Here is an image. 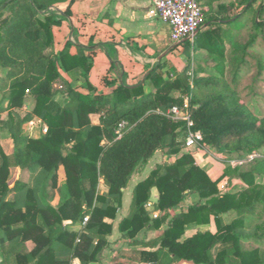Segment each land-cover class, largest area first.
<instances>
[{"label": "trees", "instance_id": "1", "mask_svg": "<svg viewBox=\"0 0 264 264\" xmlns=\"http://www.w3.org/2000/svg\"><path fill=\"white\" fill-rule=\"evenodd\" d=\"M65 1L0 0L3 262L70 264L78 258L81 264L98 263L109 245L123 190L158 150L168 149L167 160L135 186L132 212L122 218L118 229L134 239L142 230L159 229L176 211L162 234L150 240V249L123 251L121 256L147 264H264V183L257 180L264 175V158L226 167L214 179L197 163L194 151L185 149V123L164 113L188 98L194 129L203 134L200 147L244 157L264 153V116L256 119L242 101L236 84L241 68L235 65L244 61L257 41V35L244 44L238 40L248 24L246 15L253 14L257 29L264 26V21L255 19L264 12V0L258 7V0H238V6L200 0L209 6L208 12L203 11V27L194 44H183L187 50L207 51L206 63H214L209 76L197 77L196 70L191 74L190 61L181 71L165 75V63L160 62L143 82L131 85L122 77L111 93L82 92L64 75L76 69L88 73L93 66L89 46H77L73 53L74 43L68 39L61 49L57 47L55 29L71 15L76 2L69 0L66 8H60ZM236 7L241 12L231 14ZM205 33L210 40L204 41ZM199 68L204 69L200 64ZM111 71H118L116 62L111 63ZM229 72L232 80L226 84ZM146 85L151 86L148 92ZM89 89L93 90L91 84ZM203 89L207 93L200 94ZM61 94L66 96L62 101ZM28 95L34 107L21 116L16 110ZM93 114L99 115V124L92 123ZM34 117L48 126L38 138L24 131ZM121 123L125 128L119 137L116 131ZM3 129L12 139L11 153L1 143ZM14 168L28 172L29 178L11 185ZM224 177L239 179L245 187L221 193L219 182ZM49 188L57 190V203ZM153 188L159 197L151 209ZM190 195H197L198 201L178 211ZM154 210L160 212L156 218ZM212 222L215 231L185 236L188 228ZM162 250L168 252L164 258L159 254Z\"/></svg>", "mask_w": 264, "mask_h": 264}, {"label": "crops", "instance_id": "2", "mask_svg": "<svg viewBox=\"0 0 264 264\" xmlns=\"http://www.w3.org/2000/svg\"><path fill=\"white\" fill-rule=\"evenodd\" d=\"M69 0L60 5V8H66ZM151 6L150 0H76L71 5V15L67 16L62 25L55 29L56 41L58 49H61L66 42L70 40L74 43L71 51H77V46H89L92 50V69L87 73L83 69H76L64 75L70 80L71 84L76 89L82 92H105L111 93L112 90L122 81L128 84H136L143 82L146 75L152 68L160 62L165 63V75L172 72L181 71L189 61L192 64L190 73L193 74L196 70L197 77H207L214 70V63H206L208 61V53L203 48L198 51H192L188 55V60H184L183 51L187 50L183 42L189 41L194 44L195 37L173 43L171 40V28L168 24L160 21L157 18L149 16ZM203 27V25H202ZM199 33V32H198ZM182 51V53L180 52ZM176 57L182 63H179ZM190 59V60H189ZM118 64V71H111V63ZM200 67L204 69H200ZM121 73V76L119 75ZM89 84L93 90L89 89ZM148 88V90H147ZM151 86L146 85L145 90L150 91ZM95 117V118H94ZM93 124H99V115H91ZM45 128L48 126L38 117L29 124L30 132L28 135L38 138L45 134ZM12 140V139H11ZM3 145V144H2ZM13 147V142H12ZM215 150V148H204ZM167 152V149L164 150ZM218 151V150H217ZM6 153H11L5 151ZM203 154V153H202ZM202 154L195 156L197 163L205 168L210 176L216 171L208 169L211 162L206 159H201ZM167 155H161V150H158L147 162V164L137 173L133 175L127 187L123 190V203L118 212V218L114 223L112 235L108 237L109 245L100 255L98 263L94 264H115L123 262L126 264H147L138 263L136 261L124 258L121 256L123 251L132 249H150V240L160 236L166 229L169 219L176 210L171 211L167 221L162 224L159 229L142 230L134 239L124 237L118 229L119 222L125 216L131 214L132 195L135 186L142 180L148 177L150 172L160 164L167 160ZM14 168L10 179V184L14 175ZM19 171H22L19 169ZM213 177V176H212ZM214 178V177H213ZM19 179V178H17ZM16 179V180H17ZM102 192L106 189L102 186ZM191 196V195H190ZM189 196V197H190ZM159 192L156 188L152 189V197L149 202V208H153L157 202ZM188 197V198H189ZM183 202L182 207L178 211L189 205L187 200ZM59 200V198H58ZM154 212H159L154 210ZM67 221L66 224H70ZM210 225V224H209ZM208 225L190 227L187 229L185 236L189 237L197 231H206L211 229ZM193 230L188 234V231ZM146 243L147 245H142ZM31 248L32 244L28 243ZM161 258H164L168 252L162 250L159 252ZM3 258L0 254V264ZM175 264H191L189 262H181Z\"/></svg>", "mask_w": 264, "mask_h": 264}, {"label": "rangeland", "instance_id": "3", "mask_svg": "<svg viewBox=\"0 0 264 264\" xmlns=\"http://www.w3.org/2000/svg\"><path fill=\"white\" fill-rule=\"evenodd\" d=\"M204 2V1H203ZM234 3L236 6H238V0H218L214 2V5L217 3ZM262 2V0H258L257 3L255 4L256 7ZM204 11L208 12L209 11V6L203 4ZM217 9V7H216ZM240 9L236 7L231 14H238L240 13ZM205 15V13H204ZM246 20L248 22L247 26L242 30L241 36L238 38V40L241 43L247 42L252 36L257 35V41L256 43L248 49V55H246L244 61L242 63L237 64L236 66L239 65V68H241L240 71V80L236 82V84L239 86V89L241 90V99L243 102L247 104L249 107L250 111L252 112L253 116L256 119H261L264 116V26L260 28H256L253 20V14H247L246 15ZM259 22L264 21V12L259 16L255 17ZM204 41H208L211 39V36L209 34L205 33L204 35ZM193 51L192 47L189 50L183 51V58L184 60H188V55L191 54ZM182 53V51H180ZM241 54H239L240 56ZM176 57V53L174 54ZM179 63H182L179 58L176 57ZM190 60V59H189ZM234 65V66H235ZM233 67V66H232ZM233 68H231L232 71ZM2 69L0 67V75L2 74ZM232 80V73L229 72L228 74V79L225 81V83H229ZM148 90V88H147ZM200 94H205L207 93L204 89L199 91ZM66 96L64 95H58V99L62 101L65 99ZM34 107V99L28 95L27 99L25 101V104L22 108H18L16 111L18 114L21 116H25L29 114ZM3 118H7V113L3 114ZM95 118V117H94ZM35 119V117L30 120L28 123L25 124V133L28 134L30 132L29 129V124ZM184 140V139H183ZM1 143L3 144V148L5 151L10 152L12 151V140L10 138V135L6 129H3L1 131ZM168 150V149H167ZM264 151V150H263ZM195 156L197 154H202L201 159L207 160L211 162V166L208 167L209 170H213L214 168H217L216 171L212 174L214 179H217L222 176L224 170L226 167L231 166L230 165V160L233 158H245L247 156H241L238 153H223L219 152L216 149L215 150H206L204 148H198L197 150L194 151ZM161 155L164 158V155H167V153L161 149ZM259 156L261 158H264V153L259 152ZM259 157V158H260ZM257 159V158H256ZM256 159H254V163H256ZM251 161V162H253ZM250 163V162H248ZM246 163V164H248ZM253 164V163H252ZM17 178H22V179H28L29 174L28 172H23L19 171V169L14 170V175L12 177V181L16 180ZM227 180V190L225 192L229 191H237L245 187L244 182L239 180V179H230L228 177H224L221 179L222 180ZM257 180L259 182L264 183V175L258 176ZM220 181V182H221ZM219 182V183H220ZM49 191L52 195L55 197L54 203L58 202L59 194L57 190H54L53 188H49ZM198 201L197 195H191L187 202L188 204H193ZM186 207V205H184ZM233 217L232 215H229L226 217V220H230ZM208 228L215 229V224L212 222L210 225L207 226ZM193 230L188 231V234L192 233ZM142 245H147L146 243H143ZM1 264H9V263H4L2 262Z\"/></svg>", "mask_w": 264, "mask_h": 264}, {"label": "built area", "instance_id": "4", "mask_svg": "<svg viewBox=\"0 0 264 264\" xmlns=\"http://www.w3.org/2000/svg\"><path fill=\"white\" fill-rule=\"evenodd\" d=\"M151 6L149 16L157 18L168 24L171 28V40L179 43L185 38L193 39L196 33L202 28L204 7L200 0H150ZM174 121H183L186 128L185 149L195 151L200 147L203 134L200 130L194 129V121L191 118L190 102L185 98L183 105H174L164 112ZM125 124L121 123L117 129L118 136H122ZM48 128H45L47 132ZM260 157L259 152H253L245 158H233L230 160L232 167L242 166ZM219 190L224 193L227 190V180L219 183ZM160 212H154L156 218ZM88 221L85 217L84 223ZM70 264H81L78 258H74Z\"/></svg>", "mask_w": 264, "mask_h": 264}, {"label": "water", "instance_id": "5", "mask_svg": "<svg viewBox=\"0 0 264 264\" xmlns=\"http://www.w3.org/2000/svg\"><path fill=\"white\" fill-rule=\"evenodd\" d=\"M197 33H198V32H197ZM197 33H196V34H197ZM188 39H190V38H185L183 41L188 40Z\"/></svg>", "mask_w": 264, "mask_h": 264}]
</instances>
